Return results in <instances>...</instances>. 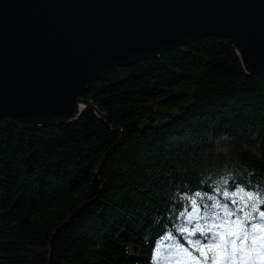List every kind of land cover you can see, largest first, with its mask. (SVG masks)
I'll return each mask as SVG.
<instances>
[{
  "label": "trees",
  "instance_id": "obj_1",
  "mask_svg": "<svg viewBox=\"0 0 264 264\" xmlns=\"http://www.w3.org/2000/svg\"><path fill=\"white\" fill-rule=\"evenodd\" d=\"M84 98L105 121L85 110L27 131L0 118V264H147L161 230L186 245L245 212L261 227L264 79L227 40L117 67ZM194 203L205 216L193 227L181 214Z\"/></svg>",
  "mask_w": 264,
  "mask_h": 264
},
{
  "label": "water",
  "instance_id": "obj_2",
  "mask_svg": "<svg viewBox=\"0 0 264 264\" xmlns=\"http://www.w3.org/2000/svg\"><path fill=\"white\" fill-rule=\"evenodd\" d=\"M205 35L264 79V0H0V118L27 131L85 110L105 121L84 98L93 82Z\"/></svg>",
  "mask_w": 264,
  "mask_h": 264
},
{
  "label": "snow or ice",
  "instance_id": "obj_3",
  "mask_svg": "<svg viewBox=\"0 0 264 264\" xmlns=\"http://www.w3.org/2000/svg\"><path fill=\"white\" fill-rule=\"evenodd\" d=\"M249 200H252L253 197L249 196ZM253 211H256L255 206H253ZM238 211L243 212L244 209L241 208ZM235 212H229L225 209V216L232 217L235 216ZM259 217L264 219V211L259 212ZM256 217L253 216L250 212H245L243 218L237 216L236 220L225 219L222 224L215 225L217 229L223 228L225 225L231 224L233 228L237 230H228L227 232L213 231V228L203 229L197 226L196 230L192 233H189V236L195 235L196 232H199L203 241L197 239L195 241L189 239L184 244H177L172 249L173 254H182L191 257L192 261H195L196 264H201L200 260H197L193 252H198L199 255L203 258L202 264H236L239 260V264H255V258H249L244 255L246 249H255L256 248V233L259 226L254 223ZM264 230V229H259ZM187 231V229H184ZM207 233H211L209 237ZM205 247L207 251L212 252L213 255L208 257L205 253ZM260 248L264 250V244L260 245ZM219 251L223 259H218L216 252ZM157 256H160V253H157Z\"/></svg>",
  "mask_w": 264,
  "mask_h": 264
},
{
  "label": "rangeland",
  "instance_id": "obj_4",
  "mask_svg": "<svg viewBox=\"0 0 264 264\" xmlns=\"http://www.w3.org/2000/svg\"><path fill=\"white\" fill-rule=\"evenodd\" d=\"M204 211L194 203L193 208L184 210L181 214L182 222L185 224H191L194 226L198 225L204 219ZM171 219V218H169ZM259 223L261 229H264V219L259 217ZM228 230H237L233 228L231 224L226 225V231ZM164 230H161L157 234V238H154L150 241L146 249V262L147 264H196L195 261L191 260V257L182 254H173L171 249L178 243L173 241H166L163 236ZM264 233L262 230L257 231L256 233V248L255 249H246L244 255L249 258H255V264H264V250L260 248L261 244H264ZM160 253V256H157V253ZM218 259H223L219 251L216 252ZM236 264H239L237 260Z\"/></svg>",
  "mask_w": 264,
  "mask_h": 264
}]
</instances>
